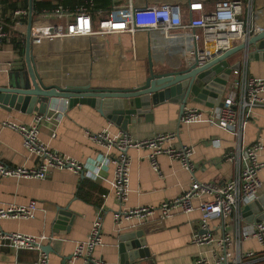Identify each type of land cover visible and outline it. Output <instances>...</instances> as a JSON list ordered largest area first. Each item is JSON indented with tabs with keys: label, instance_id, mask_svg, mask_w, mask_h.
Segmentation results:
<instances>
[{
	"label": "crops",
	"instance_id": "crops-1",
	"mask_svg": "<svg viewBox=\"0 0 264 264\" xmlns=\"http://www.w3.org/2000/svg\"><path fill=\"white\" fill-rule=\"evenodd\" d=\"M193 1L202 2L203 10L209 11L218 0H132L138 6L178 3L184 23L189 20L188 3ZM111 2L112 5L117 3ZM251 11V25L253 31L258 32L264 28V0H253ZM104 15L96 14L92 18L97 20ZM0 18L11 32L9 38L0 41L2 84L10 72L19 75L26 73V23L21 22V17L17 18L13 12V22H7L1 15V8ZM42 19L45 18L38 14L33 22ZM193 32L201 35L200 28L182 26L170 30L171 35H183L177 39L167 38L154 29L138 30L134 34L122 32L56 38L38 44L31 42V54L35 70L45 85L133 87L146 76L149 59L157 70L176 66L181 57L192 49L188 35ZM184 38L186 40L183 41ZM197 47L204 52L214 51L213 44L202 39L198 41ZM227 60L230 63L238 61L239 67L246 66L249 74L264 78V60H246L241 52L232 54ZM185 106L208 108L189 100ZM37 115L42 116L36 112L28 114L0 107V121L29 125ZM179 116L180 103L164 101L151 107L149 113L128 123L123 131L95 107L84 103L69 106L64 99H57V103L48 108L38 124V138L51 150L83 163L85 171L81 176L68 169L49 168L43 178L0 176V205H21L33 199L38 206L30 218L0 219V229L28 235H52L50 242L43 243L50 247L47 253L49 264H62L63 260L66 264H84L82 258L72 257L74 244L87 238L96 212L101 211L102 244L96 246L92 254L106 264H120L119 234L125 228L138 224L135 218L116 223L112 218L113 211L139 205L157 206L161 201L179 195L193 178L200 182H223L229 179L234 174L235 165L223 158L225 151L236 145L240 148L249 146L264 128V107L253 109L239 138L205 122L179 124ZM103 130L110 135L126 132L134 140L174 132L176 135L172 141L175 145L191 147L193 170L183 169L178 160L161 154L156 157L157 171L150 164L147 149L129 148V190L125 199L119 201L112 188L114 167L105 155L107 150L90 137ZM215 139L219 140L218 143L212 142ZM262 144L257 157L264 163V135ZM110 153L112 150L108 155ZM0 162L10 167H33L37 164V158L24 148L18 132L0 126ZM258 177L261 181L260 196L264 192V165L259 169ZM209 197L203 194L195 198L192 211H175L159 225H139L150 230L143 235L149 254L137 264H192L197 255L211 259L212 245L191 242V233L197 229L200 218L198 206ZM63 207H67L73 215V221L68 231L57 229L54 232L53 219L57 208ZM249 217L255 220L256 214L251 213ZM217 224V221L211 223L212 226ZM241 247L257 255L251 264H264V249L255 239L243 241ZM36 256L34 249L0 248V264H36Z\"/></svg>",
	"mask_w": 264,
	"mask_h": 264
},
{
	"label": "built area",
	"instance_id": "built-area-1",
	"mask_svg": "<svg viewBox=\"0 0 264 264\" xmlns=\"http://www.w3.org/2000/svg\"><path fill=\"white\" fill-rule=\"evenodd\" d=\"M112 1L117 3L97 20H93L89 11L88 6L92 5V0H86L85 5L74 9L56 5L50 10H43L39 15L45 19L32 22L31 42L38 44L43 40L56 38L103 36L122 32L134 34L138 30L152 29L167 38L177 39L183 35H171L170 30L190 26L200 28L201 35L195 32L188 35L192 47L189 53L199 50L197 43L200 39L203 42H211L214 46L213 52H224L243 43L253 32V0H218L209 11L203 10L200 1L189 2L187 23L182 21L181 5L178 3L138 6L134 5L132 0ZM13 14L17 18L24 17L27 16L28 9L19 7ZM10 35L7 25L0 18V41ZM204 51L199 53L200 57L208 53ZM256 107H264V78L249 74L246 66H242L231 71L220 107L202 109L184 106L178 121L179 124H213L239 138ZM41 120L42 116L37 115L29 125L9 120L0 121L1 127L18 132L24 148L37 158V164L33 167H10L0 162V176L43 178L49 168L68 169L77 175L84 173L86 166L83 163L51 150L38 138L37 128ZM175 135L174 132L158 133L142 140H134L126 132L110 135L103 130L90 135L95 143L107 150L105 155L114 167L112 188L119 201L125 199L129 190V148L147 149L150 164L157 171L156 157L161 154L178 160L181 168L190 172L193 170L190 160L191 147L184 144L175 145L172 141ZM262 135L264 128L249 146L240 148L236 145L235 148L225 151L223 158L235 165L234 174L229 179L223 182H200L193 178L176 197L161 201L157 206L139 205L118 209L112 213L113 220L119 223L123 219L135 218L138 225L156 226L175 211H192L195 208L193 200L207 194L209 199L201 201L198 206L200 218L197 229L191 233V242L212 245L211 259L197 255L192 264H251L257 255L251 250H243L241 244L247 239H255L264 249V221H246L243 209L259 196L261 181L258 172L264 163L259 161L257 153L263 146ZM218 141L215 139L212 142ZM111 150L112 153L108 155ZM37 207V202L33 199L21 205H0V219L30 218ZM212 221H217L218 224L212 226ZM217 230L219 232L215 233ZM52 239V235H28L0 229V248L34 249L37 253L36 264H49L48 254L42 250V245ZM101 244L102 214L97 211L87 238L75 242L72 257L82 258L84 264H106L92 254L94 248Z\"/></svg>",
	"mask_w": 264,
	"mask_h": 264
},
{
	"label": "water",
	"instance_id": "water-1",
	"mask_svg": "<svg viewBox=\"0 0 264 264\" xmlns=\"http://www.w3.org/2000/svg\"><path fill=\"white\" fill-rule=\"evenodd\" d=\"M32 22V0H28L24 47L26 73L19 75L10 72L6 81L0 84V107L7 111L13 109L28 114L36 112L44 116L48 108L57 103V99H64L69 106L84 103L95 107L123 131L128 123L149 113L151 107L164 101L179 102L180 113L188 100L208 108L220 107L231 71L240 66L238 61L230 63L228 57L241 52L246 60H264L262 28L258 32L253 31L243 43L224 52H208L203 57L199 55L203 50L184 54L171 69H154L149 59L146 76L133 87L45 85L33 65L30 39ZM251 213L256 214L255 220L249 217ZM243 216L248 222L264 220V192L244 207ZM72 221L73 215L67 207L57 208L52 224L54 232L57 229L68 231ZM149 231L148 228L133 225L119 234L120 264H137L140 259L148 256L143 235ZM42 250L48 253L50 247L42 245ZM62 264H66L65 260Z\"/></svg>",
	"mask_w": 264,
	"mask_h": 264
},
{
	"label": "trees",
	"instance_id": "trees-1",
	"mask_svg": "<svg viewBox=\"0 0 264 264\" xmlns=\"http://www.w3.org/2000/svg\"><path fill=\"white\" fill-rule=\"evenodd\" d=\"M85 4L86 0H32V17L34 18L38 14L42 13L43 10H50L56 5H62L69 9H74L77 6ZM21 6L28 8V0H0L1 15L3 19L12 23V12ZM111 6V0H92V5L88 7H90L89 11L91 15L94 16L96 14H106ZM19 20L26 23L27 16L21 17Z\"/></svg>",
	"mask_w": 264,
	"mask_h": 264
}]
</instances>
